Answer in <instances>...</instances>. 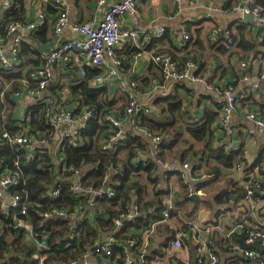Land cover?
<instances>
[{"label":"built area","instance_id":"obj_1","mask_svg":"<svg viewBox=\"0 0 264 264\" xmlns=\"http://www.w3.org/2000/svg\"><path fill=\"white\" fill-rule=\"evenodd\" d=\"M13 0H1L0 20L11 8ZM34 17L32 20L26 16L22 22H12L7 26L6 38L0 37V68L10 70L18 68L20 64L18 53L19 46L25 40L28 33L38 31L45 24V8L52 6L56 16L52 23V32L55 37L60 38L66 31L68 36L60 38L56 45L41 53V64L29 73L34 80V88L23 79L21 87L13 93L15 98H35L40 101V115L45 131L40 135L33 133L10 134L3 131L0 134V149L4 145L15 147L17 150L25 152L26 161L32 160L37 153L48 152L52 156L56 167L57 179L54 189L50 191V199H57L65 189L70 192L73 198L72 208L49 207L39 213L41 218L39 228L35 230L30 223L29 203L22 199L19 194L8 195L7 189L12 186H19V181L12 173H0V201L3 214L7 219L6 226L21 232L22 242L32 246L36 252L33 254L35 264H46L49 249L48 239L51 236L48 231L47 223L53 221L54 225H66V230L62 236L64 247L73 245L82 236L84 227L94 226L96 235L91 245L88 246L82 255L71 261L69 264H155L148 261V251L151 241L156 238L157 231L161 227H166V239L164 247V259L171 258V254L183 248L184 238H194L201 233L199 225L193 222L185 223L186 229L176 227L172 219L174 201L171 195L166 196L159 205V215L154 220H148L146 212L142 211L143 200L136 191H132L126 200H116L117 185L115 175L121 170L109 165L102 184L93 186L87 184L83 178V170L70 165L66 162L61 153L62 145L68 143L78 145L82 142L83 134L95 118V111L82 104L77 98H72L73 104L68 105L62 96L52 97L48 100L40 99V94L47 91V88L54 81L53 71L57 63L68 66L70 63H77L80 59L84 61L80 66L79 78L86 76L85 65L98 70L91 80L90 85L94 88H108L110 92H115L123 100L122 109H116L120 104V98L110 96V100H115L114 105H105L100 122L106 126L107 135L100 141V149L111 154L115 152L128 136H138L144 141L153 144L152 154L154 157L159 155V146L163 142V134L151 132L140 124V116L146 115L156 117V107L154 101L166 98L171 92L168 86L176 88H188V85L197 84L201 80L195 75L199 69V62L191 58H186L184 65H180L168 53H154L148 47L151 41L159 40L165 35L164 27H157L152 31H137L133 29H123L121 21L127 16H134L138 12L139 2L142 0H98V10L102 13L98 22H75L69 26L67 6L64 0H33ZM186 1L192 8L203 5L204 0H174L176 5ZM211 8L216 9V13L222 15L238 14L240 16L249 14L254 18L253 22L243 19L241 23L250 24L256 32L260 33L257 43L263 41L262 32L264 31V9L255 4L253 0H209ZM31 3L27 0L26 9ZM226 36L224 49L233 52L234 42L229 38L228 33L216 31L213 41H217V35ZM180 47L187 46L191 42V36L186 24H182L178 33ZM127 49L130 52L132 62L140 60L142 57L150 59L151 63L158 70L160 77L151 80L148 88L141 89L137 78L132 77V72L127 76L125 72L126 58L118 55L120 50ZM82 59V60H81ZM130 59V60H131ZM231 59L236 61L241 68L251 65L259 67L258 79L264 81V46L259 45L257 51L248 54L245 59H239L231 55ZM258 88L253 84L252 90ZM7 87L5 88V90ZM210 89V88H207ZM1 90V80H0ZM214 90V89H213ZM219 96L221 103L218 111V119L213 125V129L222 130L228 123L230 115L238 108V96L233 93V87L222 88V92L214 90ZM0 92V98H3ZM244 117L254 124L261 132H264V111L253 109L244 111ZM36 136V137H35ZM217 138L213 136V147H219ZM233 151L240 150L239 144H233ZM141 154L136 153L135 158H140ZM166 165V166H165ZM161 165L166 171L177 173L183 171L184 178L191 185L205 178H197L192 172L193 164L189 161L175 167L176 164ZM243 181L245 192L240 200L241 216L230 220L226 228L217 221L214 226H207L202 231L206 232V239L199 243L198 261L204 264H219L220 257L209 247L212 242V233L217 232L222 238V243H226L229 252L239 256L240 264H262L258 251L264 250V218L251 224L248 219L259 209L264 211V188H261L263 178L259 174L257 167L251 171H246L244 165L237 164L234 168ZM191 189L188 196L193 195ZM109 202L110 213H106L101 201ZM96 209L98 211L96 212ZM107 217L101 225H94L97 215H114ZM244 214V215H243ZM64 222V223H63ZM4 223L0 221V229ZM101 226V227H100ZM82 227V228H81ZM215 230V231H214ZM214 231V232H213ZM199 232V233H198ZM245 235V244L259 242V249L241 250L237 239ZM9 239V237H8ZM7 239V240H8ZM56 243H60L57 237ZM72 242V243H71ZM243 261V263H241ZM1 264V262H0ZM54 264V263H48Z\"/></svg>","mask_w":264,"mask_h":264},{"label":"crops","instance_id":"obj_2","mask_svg":"<svg viewBox=\"0 0 264 264\" xmlns=\"http://www.w3.org/2000/svg\"><path fill=\"white\" fill-rule=\"evenodd\" d=\"M64 1L67 6L69 26L77 21L96 23L102 16V13L98 10V0ZM240 1L241 0H238V2ZM255 1L257 0H253L256 4ZM209 2V0H204L203 5L196 9L189 6L186 1L176 5L174 0H142L139 2L138 12L134 16L123 18L120 23L123 29L145 32L152 31L157 27H164L166 30L165 35L161 39L155 40L149 50L154 52L156 50H163L164 52L170 53L174 59L177 60L180 58H185L186 60V58L195 56L196 60L201 63L199 64V69L195 72V75L201 82L199 81L197 84L188 85V88L184 89L176 88L172 85L168 86V90L172 95L178 97L185 106L189 105L190 116L187 119L189 123L201 120L204 116L205 109L215 111V102H218L220 98L213 90V86L218 88H226L227 86L233 87V93L238 96L240 100L244 99L243 104L241 101L238 102V108L230 115L227 125L220 131L215 130L213 136L217 138L220 144L219 146L226 152L233 151V144H239V151H242L245 165L248 167H257L259 174L264 179V132L259 131L254 124L249 122L244 117L243 112L245 109L262 110L260 106H264V81L258 79L259 67L253 64L247 68H241L226 52L221 54V50L219 49H224V43L221 41L220 36L224 35H217V41H213V36L216 31L233 35L236 33L237 27H247L249 32L252 33L251 37L253 42H255L256 49L243 52L235 46L232 50L236 54V57L245 59L248 54H253L257 51V39L260 33L256 32L252 25L247 26L241 23L238 17L240 15L238 14L222 15L216 13L217 10L211 8ZM33 4L34 1L31 0L27 9L25 7L26 16L29 17L30 20L33 19L35 12ZM55 16V9L52 6H46L44 27H47L49 30V37L46 43L39 44L38 42L31 41L29 38L31 33L26 34L23 43L29 44L35 50L46 52L52 49L60 38L65 39L68 36V31L60 38L55 37L52 32V23ZM182 24L188 26L191 36V42L185 49L180 47L181 44L178 40V33ZM123 50L126 51L122 52V50H120L118 52V55L126 58L125 72L123 71V73L129 76V73L132 72V77L139 80H151L159 77L160 74L151 63L150 59L142 57L140 60L136 61L134 65L130 58V52H128L127 49ZM229 54L231 53L229 52ZM20 60L21 59H19V61ZM26 60L32 63L29 64L28 67H34L33 63L40 61V59L32 56L26 58ZM82 63H84V61L82 60L81 62L79 59L77 63H70L68 66H64L60 63L54 66L53 79L56 84L59 85V88L64 91V93L59 92L58 94L67 101L69 107L73 102L72 97L69 95L70 93L67 94L66 89L71 85L70 81L72 76L73 79H75L74 77L80 79L79 72ZM22 68L20 61L17 69L25 72ZM85 68L89 69L91 67L85 65ZM253 84L258 85L256 90H252ZM115 94V92H111V97H115V99L116 97L121 98L119 95L115 96ZM52 97L50 91L40 94V99L42 100H48ZM10 100L14 103H11L13 104L12 106L5 104L6 102H4L3 98H0V117L3 123H8V116L17 120L13 123V126L19 128L20 131L18 133L28 132L30 134L33 130V126L35 127L33 130L34 135L42 136L45 129L43 128L44 126H42L43 121L41 119L40 110L37 109L39 112H35V106H41L40 101L30 97L15 98L13 95ZM32 113H34L33 116H31ZM142 141L145 147L142 149L139 148L138 152L141 154V157L135 158L134 160L143 165L147 163H149V165L153 164V170L149 172V174H144L145 178H139V187H137L136 193L140 195V198L143 200L142 211L146 212L145 214H147L148 220H154L159 215V205L166 196L171 195L174 201L171 222H173L176 227H181L185 223L193 222L199 225L201 229V233L198 232L199 235L197 239L196 237L184 238L182 240L183 248L173 252L171 258L167 260L164 259V247L168 236H165V232L163 231L166 230V227L159 228L156 238L151 241L148 251V261H153L155 264H204V261H198L197 257V247L200 246L199 243L203 242L202 240L206 239L207 233H202L203 229L205 227L207 228V226H214V224H217V221L222 222L220 225L222 228H226L230 223L228 219L234 220L240 217L241 212L238 211L237 205H239L241 197L235 195L238 198L235 201L230 200L228 206L214 205V197L223 190L222 181L218 179V181L210 183L204 189L198 190L196 185L207 178L198 181L195 185H191L190 181L187 182L184 179L186 178V174L183 171L169 173L161 165L174 163L176 164L175 167L178 168L180 162L178 160L170 162V159H165V163H159L152 154L153 144L149 141ZM202 167L205 168V163ZM222 173L224 174L225 171ZM234 173L235 177H233L232 172L231 179L233 182L243 187V181L240 179L241 177L236 172ZM226 179H229V176H227ZM138 189H140V193ZM189 189L194 192L193 195L199 196V201L190 202L187 200L185 203L177 205L178 197L181 194L187 191V197H189ZM211 190H213V192L209 194ZM228 208L231 210L227 211ZM261 218H264V211L259 209L248 221L254 224ZM213 235L216 238L220 237L217 232L212 233V236ZM185 240L188 241L185 243ZM228 250L229 247L226 244L222 245V247H220L219 244L215 245L214 251H219V264H240V262H238L239 256L237 253L232 254ZM241 263H243V261Z\"/></svg>","mask_w":264,"mask_h":264},{"label":"trees","instance_id":"obj_3","mask_svg":"<svg viewBox=\"0 0 264 264\" xmlns=\"http://www.w3.org/2000/svg\"><path fill=\"white\" fill-rule=\"evenodd\" d=\"M234 1L235 0H232V2ZM26 2L27 0L12 1L11 8L5 12L3 19L0 20V37L6 38V31L9 23L22 22L26 19ZM255 2L264 9V0H257ZM246 25L248 26L250 24ZM48 32V28L43 25L38 31L31 32L29 38L33 42L44 44L48 41ZM251 35L252 33L249 32L247 27L239 26L237 27L236 33L229 35V38L234 42V47L237 46V48L241 49L243 52H247L256 49L255 42H253ZM220 37L221 41L225 44V36ZM262 38L263 41L258 43V46H264V31L262 32ZM154 42L155 40L153 39L148 49L152 47ZM21 44L19 46L18 58L20 57L19 59H21L22 69L26 66L24 69L25 72H23V70L19 71L17 68L10 70H3L0 68V92L4 91L3 100L8 106L14 104L10 99L13 93L21 87V81L23 79H26L31 85V88H34L35 82L29 76V73L41 64L42 52L37 49L36 51L29 44ZM183 48L185 49L187 46ZM219 50H221V54L226 52L230 56L236 55L234 52H230L231 54H229L226 49L220 48ZM161 52L167 53L163 50H156L154 53ZM30 56L40 59L39 62L36 61L33 63L34 67H28V65L32 63L28 62L26 58ZM172 58L174 59L173 56ZM189 58L197 61L195 56ZM174 60L178 61L181 66L185 63V58ZM85 71L86 76L84 79H77V77L73 79L72 76L70 81L71 85L66 89V92L67 94L70 93L69 95L72 98H77L82 104L91 107L95 111V118L91 120L88 129L84 132L82 142L78 143L76 146L64 143L61 153L68 164L83 170L85 182L93 186L102 184V180L109 165L119 168L121 172L113 177L117 183L115 186L118 196L116 200H126L132 191H137V187H139V178H145V175L153 170V164L149 165V163H147L143 165L134 160L139 148L142 149L145 147L143 141L138 136H128L121 146L111 154L103 152L100 149V141L107 135L106 126L100 122L104 106H112L116 102L115 100H110L111 92L108 88H94L90 85V80L98 74L99 71L93 68H85ZM149 80L150 79H138L139 88H148L152 79ZM6 87L8 88L5 90ZM213 89L222 92V88L213 86ZM48 91L56 98L60 97L58 94L59 92L64 93V91L59 88V85L56 84L55 80L47 88V92ZM120 101L121 104L116 109L121 110L124 105V100L120 98ZM240 101L243 104L244 99L240 100V98H238V102ZM116 105L117 104H115V106ZM154 106L158 108V111L162 115L161 119L157 115L156 117L154 115V118L143 115L140 116L139 119L142 127L147 128L151 132L164 135L163 142L158 148L160 155L156 158L159 163H165V159L169 158L170 162L178 160L180 164L187 161L191 162L193 164L192 172L195 174V177L207 178L196 185L198 190L204 189L210 183L218 181V179L222 181L223 190L214 197V205L228 206L232 196L237 195L242 197L245 192V187L244 185L242 187L236 182H233L231 173L234 172V168L237 164L244 165L246 171H251L253 167L245 165L242 151L226 152L220 146L213 147V125L218 119V111L221 103L215 102V111L205 109L202 119L192 123H189L187 120L190 116L189 105L185 106L183 102L175 95H172V93L166 98L155 100ZM260 108L264 111V106H260ZM37 109L41 110V106H35L36 113L39 112ZM33 115L34 113H32L31 116ZM7 121L8 123H3L0 117V134L3 133V131L10 134H15L20 131L18 127L13 126V123L17 120L7 116ZM42 126H44V124ZM32 128L33 130L35 129L33 126ZM43 128L45 129V126ZM33 130L31 133L34 134ZM24 157L25 152L23 150H17L15 147L4 145L0 149V173H12L19 181V186H12L7 189L8 195L19 194L22 196V199H25L29 203L30 223L33 228L37 230L41 219L39 213L45 211L49 207L72 208L71 203L74 197L71 196L70 192L68 193L64 189L60 197L57 199H50L49 193L54 189L59 180L57 179L56 167L53 163L52 156L48 152L43 154L37 153L30 161H26ZM204 163L205 168L202 167ZM223 171H225L224 174L222 173ZM227 176H229V179H226ZM260 186L264 188V180ZM138 192H141L140 189H138ZM212 192L213 190H211L209 194ZM186 197L187 191L178 197L177 205L185 203ZM1 203L2 201H0V221L4 223L3 228L0 229L1 264H35L33 260V254L36 252L35 249L22 242L21 232L6 226L8 222L3 214ZM108 203L109 202L104 203L103 200L101 201L102 207L105 209L106 213H110V206H112ZM237 207L238 211H241L240 205H237ZM230 210L229 208L227 209V211ZM97 211L98 209H96V212ZM116 215L117 214L97 215L94 225H101L103 221L105 222L107 217ZM46 225L48 226V231L51 233L48 239L49 249L45 252L48 257L45 261L46 264L50 262L54 264H69L82 255L85 249L91 245L96 235V229L93 225L84 227L81 238L73 242V245L64 247L62 236L66 230V225L62 227L60 223L55 226L53 221ZM182 228L186 229L184 225ZM57 237L60 239L61 244L56 243ZM187 241L188 240H185V243ZM222 241V238H216L213 235L209 247L214 250L216 244L222 247V245L228 243L227 240L224 244ZM214 252L218 254L219 251ZM258 253L260 257L263 258L261 262L264 264V250L260 249Z\"/></svg>","mask_w":264,"mask_h":264},{"label":"water","instance_id":"obj_4","mask_svg":"<svg viewBox=\"0 0 264 264\" xmlns=\"http://www.w3.org/2000/svg\"><path fill=\"white\" fill-rule=\"evenodd\" d=\"M240 19H243L247 22H253L254 21V18L249 15V14H244L242 16H238ZM199 196H196V195H192V196H189V197H186L185 200L187 201H190V202H194V201H199ZM237 199L236 196H232L231 197V200L232 201H235ZM244 240H245V235L242 234L238 239H237V242L240 244V248L241 250H247V249H254V250H258L259 249V242L258 241H255L251 244H245L244 243Z\"/></svg>","mask_w":264,"mask_h":264},{"label":"rangeland","instance_id":"obj_5","mask_svg":"<svg viewBox=\"0 0 264 264\" xmlns=\"http://www.w3.org/2000/svg\"><path fill=\"white\" fill-rule=\"evenodd\" d=\"M117 95H118V94H115V96H117ZM117 98H119V97H117ZM156 111H157V112H156V115L161 119L162 115H161L160 112L158 111V108H156ZM166 114H167V112H166ZM160 119H159V120H160ZM169 159H170V158H169ZM232 175H233V177H235V173H234V172H233Z\"/></svg>","mask_w":264,"mask_h":264}]
</instances>
